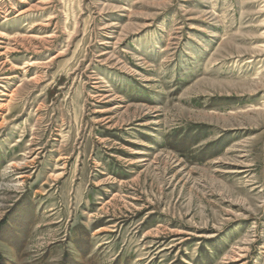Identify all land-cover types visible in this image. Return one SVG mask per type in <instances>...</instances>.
I'll return each instance as SVG.
<instances>
[{"label": "rangeland", "instance_id": "374dc122", "mask_svg": "<svg viewBox=\"0 0 264 264\" xmlns=\"http://www.w3.org/2000/svg\"><path fill=\"white\" fill-rule=\"evenodd\" d=\"M0 264H264V0H0Z\"/></svg>", "mask_w": 264, "mask_h": 264}, {"label": "bare ground", "instance_id": "6f19581e", "mask_svg": "<svg viewBox=\"0 0 264 264\" xmlns=\"http://www.w3.org/2000/svg\"><path fill=\"white\" fill-rule=\"evenodd\" d=\"M263 52V51H262ZM237 259V258H236Z\"/></svg>", "mask_w": 264, "mask_h": 264}]
</instances>
